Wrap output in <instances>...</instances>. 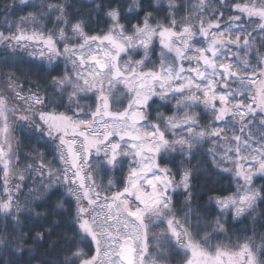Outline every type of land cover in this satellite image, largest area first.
<instances>
[{"label":"snow or ice","instance_id":"6c2138e0","mask_svg":"<svg viewBox=\"0 0 264 264\" xmlns=\"http://www.w3.org/2000/svg\"><path fill=\"white\" fill-rule=\"evenodd\" d=\"M257 180L264 0H0V264H264Z\"/></svg>","mask_w":264,"mask_h":264},{"label":"trees","instance_id":"16d2710c","mask_svg":"<svg viewBox=\"0 0 264 264\" xmlns=\"http://www.w3.org/2000/svg\"><path fill=\"white\" fill-rule=\"evenodd\" d=\"M50 26V25H49ZM101 28L104 27L103 24L99 25ZM93 27H95V25H93ZM21 70L26 71L27 70V66L22 65L21 66ZM174 103V102H173ZM126 104V101H125ZM16 139L20 140L21 142V148H20V153L21 155L24 154V152L27 151V148L23 146V139L21 138L19 133H16ZM13 143L15 144L16 141H13ZM49 159H51V157L49 156ZM179 163V160L177 159L176 164ZM176 164H169L168 166L171 167L173 169V171H176ZM177 179H179V176L177 175ZM201 183H203V181L201 180ZM256 183L259 185L260 183H264V181H260L257 180ZM234 186L230 188L229 185V181L228 180H223L220 184L215 186V190L211 192L212 195H219L220 193H223L225 195L230 194L231 191H234ZM198 195H197V200L195 201V203H198L201 208L206 206V202L208 199V194H209V189L208 188H198L197 189ZM260 210H264V206H261ZM216 216L215 211H210L207 214V217L205 218H211L209 220V223L207 225L208 229L211 231L213 224L211 223V220H214ZM201 227L203 228L204 225L202 224ZM251 227H252V223L250 220H243V218H241V221H232L231 218H228V223H227V228H228V232L227 234L221 233L219 235H216L215 232L212 233V237L213 240L215 242H224V243H228L229 239L231 240L232 243H236L238 239L242 240L245 235H251ZM257 229L258 231H264V229H259V226L257 225ZM157 231H159V229H157ZM173 264H178L177 260L173 261Z\"/></svg>","mask_w":264,"mask_h":264},{"label":"rangeland","instance_id":"374dc122","mask_svg":"<svg viewBox=\"0 0 264 264\" xmlns=\"http://www.w3.org/2000/svg\"><path fill=\"white\" fill-rule=\"evenodd\" d=\"M216 235H219V234H221V233H215ZM150 251H154V249H150Z\"/></svg>","mask_w":264,"mask_h":264}]
</instances>
